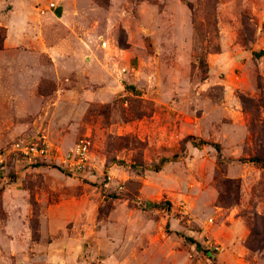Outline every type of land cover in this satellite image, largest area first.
Returning <instances> with one entry per match:
<instances>
[{
  "label": "rangeland",
  "instance_id": "374dc122",
  "mask_svg": "<svg viewBox=\"0 0 264 264\" xmlns=\"http://www.w3.org/2000/svg\"><path fill=\"white\" fill-rule=\"evenodd\" d=\"M255 155L264 0H0V264H264Z\"/></svg>",
  "mask_w": 264,
  "mask_h": 264
},
{
  "label": "built area",
  "instance_id": "2783aa9c",
  "mask_svg": "<svg viewBox=\"0 0 264 264\" xmlns=\"http://www.w3.org/2000/svg\"><path fill=\"white\" fill-rule=\"evenodd\" d=\"M15 152L21 153L31 161L40 159L46 160L54 153L50 147V142L44 137L37 142H28L23 140L15 141L13 144ZM90 141L82 138L75 144V147L63 155L64 163L76 170H84L89 163Z\"/></svg>",
  "mask_w": 264,
  "mask_h": 264
},
{
  "label": "trees",
  "instance_id": "16d2710c",
  "mask_svg": "<svg viewBox=\"0 0 264 264\" xmlns=\"http://www.w3.org/2000/svg\"><path fill=\"white\" fill-rule=\"evenodd\" d=\"M192 138H194V137H192ZM197 143H199V144H210L209 142L204 141V140H202V139H201L200 142H197ZM197 143H196V144H197ZM211 144H213V145L216 147V149H217V151H218V156H219V158H221V146H220L218 143H211ZM248 160L251 161V162H254V163L257 164L258 166L264 168V157H262V156H258V155H255V156L248 157ZM188 239H189L192 243H195V244H196L198 250H202V251H204L205 253H207L209 256H212L211 251L208 250V249H206L205 247H203L199 241H197V240H195V239H193V238H191V237H188Z\"/></svg>",
  "mask_w": 264,
  "mask_h": 264
}]
</instances>
